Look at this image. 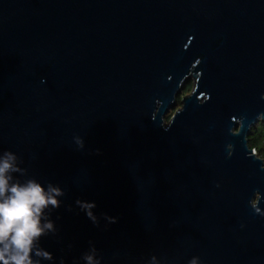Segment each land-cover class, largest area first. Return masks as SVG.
Returning <instances> with one entry per match:
<instances>
[{"label":"water","instance_id":"1","mask_svg":"<svg viewBox=\"0 0 264 264\" xmlns=\"http://www.w3.org/2000/svg\"><path fill=\"white\" fill-rule=\"evenodd\" d=\"M259 120L264 0H0V152L64 192L41 264H264Z\"/></svg>","mask_w":264,"mask_h":264},{"label":"clouds","instance_id":"2","mask_svg":"<svg viewBox=\"0 0 264 264\" xmlns=\"http://www.w3.org/2000/svg\"><path fill=\"white\" fill-rule=\"evenodd\" d=\"M74 139L83 148V140L79 136ZM22 164L23 160L14 152H0V264H41V260H54L52 253L39 246V241L56 232L49 213L60 207L59 197L64 192L51 183L45 187L35 178L23 181L16 178L15 174L27 175L28 170L21 167ZM76 203L94 224H98L92 211L96 207L94 202L77 200ZM256 203L253 201V208L259 212ZM105 219L116 222L112 217L105 216ZM81 260L84 264H102V257L94 246L82 255ZM60 264H64L63 260ZM191 264H196L195 260Z\"/></svg>","mask_w":264,"mask_h":264},{"label":"rangeland","instance_id":"3","mask_svg":"<svg viewBox=\"0 0 264 264\" xmlns=\"http://www.w3.org/2000/svg\"><path fill=\"white\" fill-rule=\"evenodd\" d=\"M183 92H184V90H183ZM182 95H183V93L180 94V96H182ZM180 106H181L180 103H178L175 108L178 109ZM263 136H264V121L259 120L253 126L252 132L249 135V137L251 139H256L257 140L255 143H256L257 148L261 151L262 158H264V150L262 151V148L264 149V144H263V140H262L264 138ZM257 153H258V151H257Z\"/></svg>","mask_w":264,"mask_h":264},{"label":"trees","instance_id":"4","mask_svg":"<svg viewBox=\"0 0 264 264\" xmlns=\"http://www.w3.org/2000/svg\"><path fill=\"white\" fill-rule=\"evenodd\" d=\"M192 87H193V84L191 83V82H189V83H187L186 85H185V88H184V92H183V95L182 96H179L178 97V103H180V105H181V99L185 96V95H187V94H189L190 92H191V90H192ZM177 109L175 108V109H173L172 110V114L170 113V115H168V117H167V120H169L170 119V117L173 115V113L176 111ZM264 137V136H263ZM249 139V145H250V147L252 148V149H256L257 151H258V155H259V157H261L262 158V154H261V151L257 148V146H256V139H251L250 137L248 138ZM263 140V144H264V138L262 139ZM264 149L262 148V151H263ZM263 160H264V158H262Z\"/></svg>","mask_w":264,"mask_h":264},{"label":"built area","instance_id":"5","mask_svg":"<svg viewBox=\"0 0 264 264\" xmlns=\"http://www.w3.org/2000/svg\"><path fill=\"white\" fill-rule=\"evenodd\" d=\"M253 153L259 156L256 149H253Z\"/></svg>","mask_w":264,"mask_h":264}]
</instances>
